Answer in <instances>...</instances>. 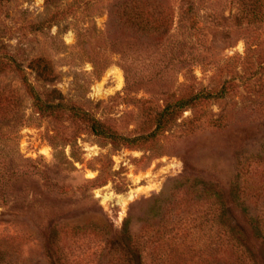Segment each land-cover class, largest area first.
Returning a JSON list of instances; mask_svg holds the SVG:
<instances>
[{"label": "rangeland", "instance_id": "374dc122", "mask_svg": "<svg viewBox=\"0 0 264 264\" xmlns=\"http://www.w3.org/2000/svg\"><path fill=\"white\" fill-rule=\"evenodd\" d=\"M199 180L264 210V0H0V264L228 261Z\"/></svg>", "mask_w": 264, "mask_h": 264}, {"label": "trees", "instance_id": "16d2710c", "mask_svg": "<svg viewBox=\"0 0 264 264\" xmlns=\"http://www.w3.org/2000/svg\"><path fill=\"white\" fill-rule=\"evenodd\" d=\"M9 60L11 61V64L15 66L16 70L20 72L22 71V68H20L17 62H15L11 58ZM32 61L34 62V67L38 76L42 77L43 79H51L48 65L44 61V59L38 57ZM23 78L25 80L24 82L27 93L32 100L39 104V106L43 105L45 109H50L51 111L55 109L63 110V108H65L63 107V102L61 101H56L54 103H45L39 96V94L34 90V88L28 82H26L25 76H23ZM52 91L54 92L55 90ZM215 93L221 95L223 93V87L214 93L208 90H200L186 97H180L175 103L172 104V111H175L176 108L184 107L185 102L192 103L194 100L208 99ZM70 112L75 116L87 121L95 134L105 137H110L113 135L108 131L107 128H105L97 120L90 117L86 112L78 108L76 109V107H71ZM208 184L209 183L203 180L195 181L194 186L200 185L201 188H194V191L205 196H213L217 202V205H219V213L216 220L217 230L215 232V237L217 239L219 247L218 252H222V248L225 249V252L227 251L229 260L225 262L222 261V263L219 260L217 264H264V210L260 208V204H258L257 200H253V205L251 207V203L248 202L250 198L248 196H244L243 190L240 189L236 181L235 184L231 187L230 195L232 203L234 202V205H237V203L239 204V214L241 215L243 224L238 222L230 224L231 220L229 219L228 223V218L225 217L226 204L222 198V194L220 193V191L212 188L211 185ZM159 237L163 239V234L160 233ZM147 241V238L144 240H140L135 246L134 253L136 256V260L134 264H149L146 261V248L144 246ZM255 246H258L256 249V253L253 251ZM198 250L199 248L195 246H192L191 249L189 248L192 257L198 258V261H196L195 259L192 262L179 263L174 261L172 262V264H207L206 260L203 261L199 259ZM184 253L187 252L185 251ZM124 262V264H128L127 256H124ZM4 264H6V262H4ZM159 264H161V262ZM162 264L164 263L162 262Z\"/></svg>", "mask_w": 264, "mask_h": 264}, {"label": "bare ground", "instance_id": "6f19581e", "mask_svg": "<svg viewBox=\"0 0 264 264\" xmlns=\"http://www.w3.org/2000/svg\"><path fill=\"white\" fill-rule=\"evenodd\" d=\"M131 197V196H130ZM129 199H131V198H129Z\"/></svg>", "mask_w": 264, "mask_h": 264}]
</instances>
